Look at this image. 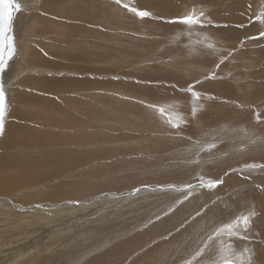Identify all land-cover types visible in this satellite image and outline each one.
Returning <instances> with one entry per match:
<instances>
[{
	"label": "rangeland",
	"instance_id": "1",
	"mask_svg": "<svg viewBox=\"0 0 264 264\" xmlns=\"http://www.w3.org/2000/svg\"><path fill=\"white\" fill-rule=\"evenodd\" d=\"M22 4L23 10L14 20L23 18L22 12L34 15H28L33 18L27 27H18L22 43L14 57V67L20 65L21 59L17 58L24 56L21 47H31L51 61L76 69L38 72L40 68L28 64L29 70L17 71L20 74L16 73L14 81H76L68 92L44 94L25 85L14 89L9 77L0 73V82L7 86L8 103L0 144L9 123L15 121L11 118L12 109L24 106L14 101L19 93L30 95L32 101L25 103H34L33 107L41 112L45 109L38 105L44 99L57 100L70 110L60 126H46L47 120L16 121L36 132L14 140L15 146L0 148V159H12V168L18 167L16 171L39 158L45 174L41 173L44 178L35 184L37 188L27 184L17 188L14 195L6 196L8 205H0V264H89L167 220L197 197L214 198L201 201L200 213L177 232L199 216L206 217L216 205H231L228 198L233 194L248 201L240 209L232 210L230 221L255 213L247 240H229L223 235L208 241L207 237L218 227L230 223L227 220L209 227L207 235L198 242L200 246L188 255L183 252L187 255L183 260L175 261L170 255L159 259L154 258L156 254L147 257L155 259L151 264H186L189 260L192 264H213L231 243L236 253L251 248L254 264H264V168L245 167L264 164V36L260 35L264 32V19H260L264 0H121L120 4L116 0H22ZM51 4L59 10L55 14L47 12ZM129 8L148 11L151 17L140 18ZM193 9L204 12V27L167 22ZM43 24H49L52 31L38 37L36 29ZM71 27L75 32L69 36ZM206 36L211 38L214 48L207 47ZM56 37L67 41L61 42L64 50H89L90 62L85 57L84 61L75 62L47 55L44 45L55 47ZM213 74L215 79L210 78ZM189 85L200 93L199 101L186 91ZM67 98L76 99L77 107L67 108ZM194 105L199 109L195 117L191 114ZM50 112H42L44 118ZM178 115L186 123L177 129L169 120L174 121ZM51 132L57 137L51 136ZM210 144H215V148L209 150ZM102 151H106L102 159H96ZM69 154L74 155L72 166L76 168L69 172L72 166L67 168L60 163L55 173L52 168L58 164L53 159L63 162ZM88 154L94 156L85 157ZM104 166L105 170H99ZM83 171H88L87 175H79ZM163 175L168 179L159 181ZM201 177L223 183L208 189L201 186ZM85 179L89 188H101L100 191L87 194H91L89 197L77 196V186ZM230 179L235 185L225 192L222 188ZM109 184L113 186L102 190ZM69 192L73 195L68 199L59 196ZM170 234L139 245L140 249L133 247L132 255L109 264H135L138 259L141 263L143 260L142 264L145 260L150 264L144 256L161 241L168 240ZM206 242L204 254L193 259Z\"/></svg>",
	"mask_w": 264,
	"mask_h": 264
},
{
	"label": "bare ground",
	"instance_id": "2",
	"mask_svg": "<svg viewBox=\"0 0 264 264\" xmlns=\"http://www.w3.org/2000/svg\"><path fill=\"white\" fill-rule=\"evenodd\" d=\"M43 9L44 8H42V10ZM57 11H59V10L55 9L54 4H51L50 7L47 10V12L49 14L50 13H54L55 14ZM65 11H67V13L69 12V15L73 19H75L71 10H68L66 8ZM29 12L30 11L22 12V14H24V17L23 18L19 17L18 19L13 21L14 33L17 36V40H15V44H16V52L18 54H19V51H20V43H22L21 40L19 41V38H21V34L18 32V27H20L19 29H21V26H22V28H23V26H24V28L28 26L27 25L28 21H30L33 18L32 16L28 17V15H34V13L30 14L31 12L30 13ZM36 17H38V16L36 15ZM56 27H58V25ZM71 30H72V32L69 33V36L73 35V33L75 32V29H73L72 27H71ZM49 31H52V29L50 28L49 24L48 25H44V26L40 27V29H36L35 35L37 34L38 37H44V36H46V34L49 33ZM52 37H50V38H52ZM53 39H54V37H53ZM55 39H56L55 41L57 42L55 47H53V46L49 47V44L45 43L44 46L47 47L45 49V53L47 55H50V56H52L55 59H60V60H63V61H75V62L76 61H80L81 62V61H84V57L88 61V59H89L88 57H90L89 56V52H88L89 50L88 51H84V52H78L77 49L74 50L72 48L73 51L70 52L68 50H64V48L61 45V42H67V41L60 40L57 37ZM39 44H41V43L39 42ZM25 46H26V44H25ZM21 48L24 50L23 54H24L25 57L23 56V58H17V60L21 59V61H18V62H20L19 67H17V68L14 67L15 66L14 62L16 61V58H15V59L9 61V65H8L7 69L2 73L3 76L7 75L9 77V79H10L9 83H11V85H12V87L14 89L16 87L17 88H20V87L24 88V85H25V86H27V88L28 87H31V88H34V89L36 88V89L40 90L41 92H44V94H45L46 92H50V93L51 92H54V93H56V92H61V93L62 92H68V91H70V88L72 86H74L72 84H74L76 80H73V79L68 80V79H64V78L62 80H55L54 78H51V79L41 78V79H31V80L27 79V80L20 81V82L14 81L15 77L23 71V68L28 69V66H27L28 64H29V66L31 65L32 67L36 66L37 68H40V69L44 68V70L38 69V72L39 71H41V72L42 71L50 72L51 70L60 71V70H64V69H76V67H69V66L64 67L65 65L63 66L62 63L58 64L56 61H51L50 58H48L46 55L40 54L37 51H35L34 49L31 50L30 49L31 47H28L29 50H27L26 47H21ZM90 60H91V58H90ZM89 62L90 61H88V63ZM16 66H18V65L16 64ZM24 66H26V67H24ZM29 68H31V67H29ZM17 71L20 72V73H18ZM16 73H18V74H16ZM85 82H87L86 84H88L87 80ZM0 83H2V82H0ZM6 87L7 86L4 85L5 89H6ZM18 91H19V89H18ZM19 92H21V90ZM39 98H40V96H39ZM64 100H65L66 104L69 105V106H66L67 108L68 107H77L75 105V100L76 99L67 98V99H64ZM14 101L17 104H24V106L23 105L19 106V105H16L15 102H14L16 107L13 108L12 112H11V118H13L15 120L14 122H16V121L26 122L27 120L28 121L47 120L46 122L48 124L46 123L47 124L46 126L50 127L54 123L58 124V126H60L61 120L66 119V118L69 117V111L70 110L66 109L64 106L60 105V103L57 100H52V99L45 100L44 99V100L39 101V102H41V105H38L39 106L38 108H41V109L44 108L48 112H50L51 110L54 111L53 113L50 112L51 114L49 116L46 115V118H44V115L42 113L45 110L41 112L40 109L37 110V109H35V107H33L34 103H30V105H27L25 103L26 101H32V97L30 95H27V94L23 95L22 93L21 94L19 93L17 96L14 97ZM14 122H10L9 123L11 126L8 125V126H10V127H8L9 130L5 132L4 139L1 141V144H0V148H8L10 146H15L16 144L12 143L14 140L23 139L24 136H26L25 133H35L36 132L35 130H32V128L30 126H25L23 124H19L18 122H16V124H13ZM50 135L53 136V137H57V134H55V132H51ZM39 139L42 140L41 138H39ZM46 139H48V138H46ZM35 142H36L37 145L40 144V141L38 139H36ZM173 142H175V141H173ZM21 143L23 144L24 142L21 141ZM101 146H104V144H102ZM89 147H91V146H89ZM37 151H39V150H37ZM105 153H106V151H105ZM105 153L103 151L100 152V154L96 156L97 157L96 159L101 160ZM92 156H94V155H92V154L85 155V157H87V158H91ZM49 158L46 159V160H49ZM52 159H51V161H52ZM11 160L12 159H4V160L0 159V205H2V206L6 205V204L8 205V203H9L8 199L9 198H6V196L14 195L15 194V190L17 188L18 189L19 188H23L26 184L29 187H31L33 185H34V187H36L35 184L36 183L39 184L40 181H42V178H44L41 175V173H43L42 172L43 167H42V164H41L42 160L40 161L39 158L37 159L38 161H36L34 164L27 165V167H24L22 171H16L18 167L17 168H12L13 163H12ZM62 160H63V162H59L58 158L53 159L55 164H58V165H54L53 168H52L55 171V173H58V166L60 165V163L65 164L67 166V168L71 167L73 165V163H74V155H70L69 154V155L63 157ZM90 161L91 160H88L87 162H90ZM47 162H49V161H47ZM14 166L16 167L17 165H14ZM49 166L51 167V165H49ZM106 167L107 166H104L103 168H101L99 170H105ZM75 168H76V166H72V168H70V170H68V171L70 172L71 170H74ZM87 172L88 171L79 172V175H81V176L87 175ZM49 173H51V172H49ZM53 174H54V172H53ZM101 176L104 177L103 174H101ZM165 176L163 175L161 178H159V181H165L166 179H168V178L165 179ZM175 177H176V175H175ZM233 181L234 180H232V179L226 180V183H225L224 187L222 188V190H225V192L226 191H231L233 189L234 185H235V184H233ZM82 182H83V184L77 186V190H78L77 196H80V197L81 196L82 197L87 196V197H89L91 194L90 195H87V194L92 193V192L94 193L95 191L99 192L100 189H101V188H95V189L94 188L93 189L89 188L90 185H88L89 182H88L87 179H85V181L83 180ZM101 182H99V183H101ZM104 184H105V181H104ZM115 185H116V183H115ZM117 185L119 186L118 183H117ZM228 185H229V188H228ZM111 186H113V185L109 184L108 186L103 187L102 190H104L106 188L108 190V189L111 188ZM119 187L122 188L124 186H119ZM119 187H117V188H119ZM27 189H30V188L27 187ZM219 190L221 191V192H219V194H221V196H223L222 195V193H223L222 190L221 189H219ZM50 192L52 193V191H50ZM53 192L55 194V191H53ZM35 195H38V194H35ZM70 195H73V193L69 192L68 194H64V193H60L59 194V196L61 198L63 197V200H64V198L68 199L70 197ZM46 196H48V195H46ZM215 197H216V194H215ZM211 198H214V197L213 196H211V197L209 196V197L205 198L203 196V197L195 198L189 204L181 207L180 209L178 208L179 210L174 212L170 216V218H168L167 220H164V221H162V222H160L158 224L156 223L149 230H146V231H144L142 233H139L138 235L134 236V238H132L131 240H127V241H125V242L113 247L106 254H104V255H102V256L90 261L89 264H109L111 261H114V260H116L118 258L122 259L125 255H132L133 252H132L131 249L133 247H135V248L137 247V248L140 249L139 245L142 247V245L144 246V244H150L153 241V239L154 240H156V239L160 240V238L161 237L163 238L164 235L169 236V233H171L170 234L171 237L167 238L168 240L164 239V241H161V242L159 241L160 244L157 245L150 252H148L146 254V256H144L145 257L144 259H148V257H147L148 254H150V255L156 254L157 256L154 257L155 259H159L163 255H170V257L174 258L175 261L183 260L184 258L187 257V255L191 252V250L194 247H196L197 245L200 246L198 244V242H199V240H201L203 238L204 235H207L206 231L208 230L209 227H211V226H213L215 224H218V223L227 222V220H229L233 216L232 215V210L236 209V208L240 209V207L245 206L247 201H248V200L246 201V199H244L243 197H238V196H236V194H233L232 198L231 197L228 198L231 201V203H232L231 205H229L227 203L218 204V205H216L215 207H213L209 211V214H207L206 217L204 216V214H203V216H199L198 219L194 220L191 224H189L181 232L180 231L177 232V230H180V228L182 226H184L187 222L189 223L191 220H193L194 215L198 214V212L200 211V210H198L199 209L198 206L201 204V201H203V200L209 201ZM47 201H48V199H47ZM250 203H249V205H250ZM232 206H234L235 208H233ZM204 217H205V219H204ZM232 220L233 219H231V221ZM231 221L229 220V222H231ZM175 232H177V233H175ZM179 240H181V241L179 242ZM145 246H147V245H145ZM183 252H186L187 255H184ZM224 254L225 253L220 252L218 254V256L220 257L221 255H224ZM151 257H153V256H151ZM153 259L152 260L148 259V262L151 261L150 264L151 263H155V262H153ZM138 261H139V263H141L139 259H138ZM138 261H136L135 264ZM145 261H147V260H145ZM145 261H144V264L147 263V262L145 263ZM142 263H143V260H142Z\"/></svg>",
	"mask_w": 264,
	"mask_h": 264
},
{
	"label": "snow or ice",
	"instance_id": "3",
	"mask_svg": "<svg viewBox=\"0 0 264 264\" xmlns=\"http://www.w3.org/2000/svg\"><path fill=\"white\" fill-rule=\"evenodd\" d=\"M117 4L121 3V0H116ZM124 7H128V5H123ZM23 10L22 0H0V73H3L8 65L9 61L14 59L16 54V44H15V36L13 34V21L17 13H20ZM130 11L136 13L140 18L151 17V13L148 11H141L136 8H129ZM260 19H264V13L261 14ZM205 14L203 11L197 13L195 9L191 10L187 15L178 17L174 20L167 21L168 23H179L187 26H195L199 25L204 27ZM211 24V21H208ZM225 27H227L225 25ZM264 36V32L260 34ZM208 41L207 47L209 49L214 48V44L211 42L210 37H205ZM223 63V61H221ZM219 67V65H217ZM208 78V77H206ZM212 79H215V75L213 74ZM193 85H189L186 91L192 94L194 100L199 101L200 93L193 91ZM198 106L194 105L192 107L191 114L193 117L196 116L198 112ZM161 113L164 112V109H159ZM8 112V103L6 98L5 88L3 83H0V135H3L4 132V121ZM173 128H180L182 124L186 123L182 116H177V118L173 120H169ZM209 150L215 148V144L208 145ZM246 168L248 169H256V168H264V164H246ZM201 186L206 187L208 189L216 188L219 184L223 183L222 180H213L208 179L204 180L203 177L200 178ZM192 185H188L191 187ZM255 215L254 212H250L247 215H240L235 217L230 223L223 224L216 229V231L208 236V241H213L223 235H227L229 240L235 237L238 240H247V232L250 228L252 217ZM208 247L207 242L205 246L201 248L193 257H200L204 254L205 249ZM224 255H221L220 258L213 262V264H254V251L251 248H244L243 252L236 253L233 249V245L231 243L227 244L224 249ZM233 256L235 259H233ZM186 264H192V261L189 260Z\"/></svg>",
	"mask_w": 264,
	"mask_h": 264
}]
</instances>
